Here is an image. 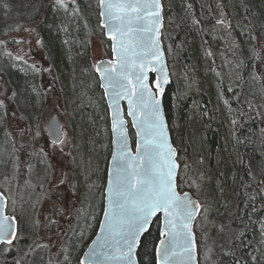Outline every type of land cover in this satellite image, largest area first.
Returning a JSON list of instances; mask_svg holds the SVG:
<instances>
[{"label": "trees", "instance_id": "trees-1", "mask_svg": "<svg viewBox=\"0 0 264 264\" xmlns=\"http://www.w3.org/2000/svg\"><path fill=\"white\" fill-rule=\"evenodd\" d=\"M223 2L229 25L214 21L210 0H163L162 41L171 74L164 107L181 165L179 190L190 191L204 208L195 226L199 263L264 264V0ZM96 3L78 0L72 10H55L49 0H0V41L39 21L50 70L15 59L5 51V41L0 43V177L14 172L16 122L21 130L40 131L42 116L59 111L51 106L54 89L48 88L57 82L67 108L64 125L75 137L72 168L90 189L88 227L101 210L111 149L108 109L89 59L90 32L104 38ZM130 131L134 142L131 125ZM33 160L39 162L31 165L37 182L47 180L45 162ZM193 181L198 189L189 187ZM28 212L22 235L34 239L35 207ZM159 231L155 219L141 241L140 264H155ZM35 244L7 256L1 249L0 264H26ZM80 244V239L72 243L70 263L63 264H78ZM37 256L41 261L28 264H57L54 255H32Z\"/></svg>", "mask_w": 264, "mask_h": 264}, {"label": "snow or ice", "instance_id": "snow-or-ice-1", "mask_svg": "<svg viewBox=\"0 0 264 264\" xmlns=\"http://www.w3.org/2000/svg\"><path fill=\"white\" fill-rule=\"evenodd\" d=\"M53 6L68 8L65 0H53ZM96 6L99 27L110 42L112 59H98L95 72L108 100L115 147L108 169L107 205L99 223L100 233L78 264H138L136 249L153 218L161 225L155 264H198L194 227L204 208L191 192L178 191L181 165L169 142L162 110L164 85L169 82L160 39L163 4L161 0H97ZM150 73L154 79H150ZM121 101L127 102L126 113ZM125 115L136 130L135 152L129 147ZM47 130L51 145L62 150L68 142L65 128L50 119ZM26 167L31 172V165ZM183 167L186 171L188 165L184 163ZM13 168V175L5 176L9 184L17 180L19 157ZM60 183L64 180L60 179ZM189 187L198 189L199 185L193 181ZM6 191H0V245L10 253L20 238V227L15 212L8 214L9 200L13 205L16 200ZM13 264L19 261L14 260Z\"/></svg>", "mask_w": 264, "mask_h": 264}, {"label": "flooded vegetation", "instance_id": "flooded-vegetation-1", "mask_svg": "<svg viewBox=\"0 0 264 264\" xmlns=\"http://www.w3.org/2000/svg\"><path fill=\"white\" fill-rule=\"evenodd\" d=\"M50 5L58 9H64L61 7H54L53 0H49ZM68 4L67 10H72L78 0L75 3L72 0H65ZM66 10V9H64ZM219 12L225 13L227 11L225 5H219L217 7ZM32 24L24 25L20 28L19 32H12L6 40V45L10 49V53L15 56L23 55L28 57L31 65L36 67H47L46 47L44 45V35L42 34L41 25L39 21H31ZM99 24V20H98ZM89 34V59H90V39L93 33ZM24 41L21 47L16 46V42ZM39 42V43H38ZM18 48H21L18 49ZM46 60V61H45ZM91 62V60H90ZM49 63V62H48ZM51 67V65H50ZM48 87H51L50 85ZM7 116V115H6ZM5 122L10 121V117L7 116ZM47 123V122H46ZM23 126L16 122L15 125V150L18 153V157L21 162V168L19 170V178L12 181L9 184L8 181L0 177V190L5 191V194L11 196L16 200V204L13 205L11 200L8 203V214L13 212L19 218L20 238L15 241V246L10 253L5 252V255H11L14 250L21 248L24 244H31V241L36 242L33 249L34 252L49 253L50 256H56V263L63 264L69 262V257L72 252V243L80 244V255L82 256L84 248L87 247L91 236L98 227L101 216L103 214L104 199H105V186L108 176V162L111 155L107 157V161L104 167V181L102 185V206L100 213L94 217L91 226L88 227L89 222L86 219H91L92 213L89 211L90 204H88V194L90 189L84 183V178H80L78 174L73 170L71 159L74 158L72 151L74 149L75 137L74 132H67V144L60 147H53L51 145V139L46 129L40 131H27L21 130ZM46 127V125H45ZM10 132V131H9ZM39 133V135H37ZM110 148H111V133H110ZM43 149V152H41ZM34 155V159L38 158L45 162L47 180H39L41 186L38 189L35 188L37 170L31 168V172L27 171V165H30L31 155ZM47 153V155H45ZM71 158V159H70ZM39 164L33 163L32 166L36 167ZM13 173H11V176ZM78 176V178H77ZM60 179L64 180V183H60ZM25 181H29L28 184ZM35 207V212H32L35 217V237L34 239L25 238L22 235V228L24 227L25 212L29 214L28 207ZM90 212V213H89ZM31 213V212H30ZM98 217V219H96ZM96 219V220H95ZM53 221H55L53 223ZM92 221V220H91ZM94 224V226H93ZM33 230V228H32ZM25 238V242L23 241ZM23 245V246H22ZM4 249V246L0 245V251ZM34 252L31 253L29 258H26L23 263H30L31 260H40L38 256L33 259ZM39 254V253H38ZM67 257V260H65ZM12 264L13 260H7ZM41 261V260H40ZM22 264V262H21Z\"/></svg>", "mask_w": 264, "mask_h": 264}, {"label": "water", "instance_id": "water-1", "mask_svg": "<svg viewBox=\"0 0 264 264\" xmlns=\"http://www.w3.org/2000/svg\"><path fill=\"white\" fill-rule=\"evenodd\" d=\"M212 1V5L213 7H216L218 4H219V1L218 0H211ZM161 3L163 4V0H161ZM214 19L216 22H219V21H222L224 20L227 24H228V16L226 15H221L220 12H214ZM162 24H163V27L161 29V36H160V39H161V43H162V48L164 50V57H165V63H166V69H167V73H168V76H169V82L167 84L164 85V93H163V96H162V110L164 112V115H165V118H166V124H167V129H168V136H169V142L171 143L172 147L176 149L174 143H173V140H172V136H171V131H170V127H169V124H168V119H167V116H166V111H165V107H164V98H165V95L167 93V89H168V86L171 84V74H170V69H169V65H168V60H167V56H166V52H165V49H164V44H163V41H162V33H163V29H164V7H163V10H162ZM94 39L95 38H92L91 39V42H90V45H91V62H92V65H93V68H94V71H95V64H96V61L98 59H105V60H109V59H112V56H109L108 54H106L103 49H102V45L99 44V43H94ZM96 73V72H95ZM98 78H99V74L96 73ZM150 76V79H154V74L150 73L149 74ZM102 89V88H101ZM103 91V94H104V89H102ZM105 103L107 105V108H108V100H107V97H105ZM121 105H122V109L123 111L126 113L127 111V102L126 101H121ZM108 113H109V120H110V130H111V115H110V110L108 109ZM124 119L126 120V127H127V134H128V138H129V147L131 148V150L133 152H135V147L133 146V143H132V138H131V134H130V131H129V125L131 124V118L130 117H127L126 115L124 116ZM51 120H55L59 123V125L62 126L61 124V120H60V117L58 116V114H54L52 117H51ZM46 130H47V126H46ZM133 131L134 133L136 132V130L133 128ZM48 132V130H47ZM49 134V137L50 139H52L50 133L48 132ZM111 134H112V131H111ZM136 137V135H135ZM114 137H113V134H112V141H113ZM135 142H136V139H135ZM114 144L112 142V152L114 150ZM176 152H177V160H178V151L176 149ZM113 161H112V155L110 157V162H109V168L111 167ZM178 175H179V169H178ZM107 187V185H106ZM179 191V189H178ZM184 192H189V191H184ZM106 195V193H105ZM193 196V195H192ZM195 198V197H193ZM196 199V198H195ZM198 200V199H197ZM107 205V201L105 199V206ZM199 216V215H198ZM198 218V217H197ZM102 220H103V216H102ZM155 220V218H153V221ZM153 221L151 222V224L148 226V229L147 231L150 229ZM161 227V225H160ZM195 228V227H194ZM147 231L145 233H143L140 237V244H141V241L144 237V235L147 233ZM100 233V227L98 228V231L97 233L95 234V236L93 237L92 241L97 239V234ZM92 241L90 242L89 245H91ZM159 242V241H158ZM140 244L138 245L137 249H136V258H137V261H138V250H139V247H140ZM88 245V246H89ZM89 251V247H87V249L85 250V252ZM84 252V253H85ZM197 257H198V253H197ZM82 258H84V254L82 255ZM138 264H139V261H138ZM198 264H199V260H198Z\"/></svg>", "mask_w": 264, "mask_h": 264}, {"label": "rangeland", "instance_id": "rangeland-1", "mask_svg": "<svg viewBox=\"0 0 264 264\" xmlns=\"http://www.w3.org/2000/svg\"><path fill=\"white\" fill-rule=\"evenodd\" d=\"M227 8V7H226ZM228 9V8H227ZM93 38H95L94 39V43H99V44H101L102 45V49H103V51L107 54V50H106V48H105V46L103 45V42L101 41V39L99 38V37H97V36H93ZM23 42L24 41H19V42H16V46H18V47H21V45L23 44ZM18 49H20L21 50V48H18ZM5 51L9 54L10 53V49L7 47V45H5ZM11 55L10 56H13L15 59H17V57H19V59L18 60H26V61H29V62H31L30 61V59H29V56L26 58V57H24L23 55H19V56H15V55H13V53H10ZM39 67H41V68H44V69H46V70H48L49 72L48 73H50V70L47 68V67H45V66H43L41 63H39ZM52 73V72H51ZM54 84V83H53ZM49 86V85H48ZM51 87H48V88H53L54 90V92H53V96H52V98H53V100L52 101H50V103H51V106L52 107H54V106H57V107H55L56 109H58L59 111H51V113L50 112H47L46 114H44L43 116H42V121L43 120H47V119H49V117L53 114V113H61L63 116H61V114H60V117H61V121L63 122V124H64V121H63V119L64 118H67V108H66V106H65V103H62V98H63V96H62V94H63V92L61 91V89H60V86L57 84V82L54 84V85H50ZM86 92V94H88V92H89V90H85ZM61 96V98H60V96ZM2 96V92L0 91V97ZM82 99V98H81ZM83 101H85L84 100V98L82 99ZM86 102V101H85ZM82 105H83V107H85V103H82ZM52 109V108H51ZM225 111L223 110V115H225V113H224ZM230 128H231V130L233 129L232 127H233V125H232V123H230ZM67 131V130H66ZM68 132H72V131H68Z\"/></svg>", "mask_w": 264, "mask_h": 264}, {"label": "bare ground", "instance_id": "bare-ground-1", "mask_svg": "<svg viewBox=\"0 0 264 264\" xmlns=\"http://www.w3.org/2000/svg\"><path fill=\"white\" fill-rule=\"evenodd\" d=\"M30 155H31V162H30V165H32L33 163L39 164L38 161L33 160L34 155H33L32 153H30ZM108 158H109V157H108ZM37 159H38V158H37ZM39 160H40V159H39ZM109 160H110V159H109ZM108 167H109V162H108ZM17 178H19V173H18ZM148 231H149V230H148ZM148 231H147V232H148Z\"/></svg>", "mask_w": 264, "mask_h": 264}]
</instances>
